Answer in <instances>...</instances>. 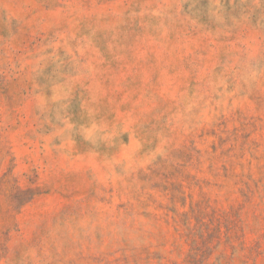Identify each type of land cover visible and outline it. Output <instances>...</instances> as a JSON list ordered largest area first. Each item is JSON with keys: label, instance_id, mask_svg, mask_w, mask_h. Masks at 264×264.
<instances>
[{"label": "rangeland", "instance_id": "rangeland-1", "mask_svg": "<svg viewBox=\"0 0 264 264\" xmlns=\"http://www.w3.org/2000/svg\"><path fill=\"white\" fill-rule=\"evenodd\" d=\"M0 264H264V0H0Z\"/></svg>", "mask_w": 264, "mask_h": 264}]
</instances>
